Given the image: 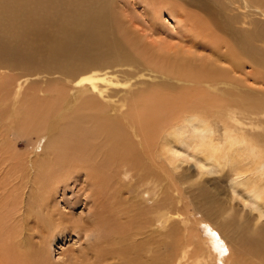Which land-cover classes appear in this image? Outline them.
Here are the masks:
<instances>
[{"label": "bare ground", "instance_id": "bare-ground-1", "mask_svg": "<svg viewBox=\"0 0 264 264\" xmlns=\"http://www.w3.org/2000/svg\"><path fill=\"white\" fill-rule=\"evenodd\" d=\"M51 1L25 0L20 7L16 5L18 0H10L6 12L27 25L22 30L32 29L34 16L43 13ZM86 1L75 0L71 4L80 8ZM94 1L97 3L101 0ZM147 1L157 15L167 7L162 0ZM224 2L246 17H259L264 22V9L253 4L261 0ZM111 4L112 1L107 0L101 6L106 8ZM2 5L0 0V13ZM165 10L171 12L173 7ZM190 16L187 21L191 22L193 34L202 36V42L205 38L209 39L212 50L190 37L182 38V45L175 50L172 47L164 49L159 44L146 42L144 38L138 39L134 33V36L128 37V33L124 32L129 40L128 50L119 41L115 31H111L113 20L116 21L112 16L107 25L98 23L93 47H88L86 43L83 46L75 45L74 49L59 55L58 51L64 45L59 47L54 44L52 50L40 51V56L46 59L44 62L58 64L60 69L55 66L44 67L54 78L44 87L33 91L32 95H22L16 100L23 82H17L19 76L11 78L6 84L0 83V264H46L42 250L46 252L47 249L44 247L40 250L45 236L52 235L54 239L64 232L80 229L84 236L91 230L100 234L102 237L91 241L92 247L99 248L109 237L103 232V224L111 226V232L121 231V228L102 219L104 210L92 216L90 225L74 221L75 224L69 225V228L68 221L62 219L65 213L56 210V189L71 179L84 178L90 202L96 204L98 201L102 206L100 187L107 184L106 178L114 173H122L126 166V170L135 168L140 162V168L136 169L138 171L145 173L146 164V169L162 171L163 176L160 177H172L182 160L180 151L186 143H191L192 153L200 156L199 170L206 164L216 168L233 164V187L235 190L240 188L239 192L247 198L242 200L264 205V130H256L264 126V117H257L264 115V93L257 97L254 93L248 95L249 92L235 91V86L233 90L220 87L231 85L228 81L236 76L233 77L232 72L239 70L241 65L246 67L243 62L246 57L250 60L247 64L254 71L257 67L264 70V54H259L253 43L258 40L255 39L258 33L264 30V24L257 26L261 31L254 28L252 33H243L242 42L233 49L215 35L211 38L206 35L210 34L207 33L209 27L212 26L215 32L222 31L229 28V23L218 22V18L212 15L205 20ZM9 18L16 22V18ZM200 46L207 53L200 52ZM223 47L226 49L223 50ZM118 48L124 49L118 55L126 60L115 59L116 54L104 55L110 50L115 53ZM32 55V50H29L28 57L32 58ZM107 57H110V61ZM103 58L105 62H102ZM134 62L149 69L155 75L153 77L164 78L165 82L141 88V91L139 89V92H134L128 98L122 96L118 102L111 100L113 95L106 94L104 97L107 86L114 82L106 69ZM172 80L183 83L178 85L168 82ZM31 84H28V89L34 88L35 85ZM11 85L18 89L14 90ZM13 93L15 100L12 102ZM235 96L238 99H234ZM9 99L12 102L10 106L7 105ZM217 122L221 124L219 134L216 132ZM23 136H34L36 140L29 139L32 142H28L26 139L27 148L18 153L17 141ZM41 138L44 139L42 145ZM39 146L41 150L37 153L35 148ZM198 190L200 198L213 200L215 194L208 189L201 186ZM206 213L207 219L210 213ZM158 216L160 220L157 226H164L169 216L164 213ZM261 216L259 213L258 219ZM31 229L39 235L30 232ZM209 230L217 251L216 261L222 264L228 249L219 235L210 227ZM239 232L243 234L239 235L237 242L233 236L234 242L240 246L248 242V246L242 247L247 252L260 254L264 250V231L260 227L248 234L244 230ZM35 237H39L38 244L34 241ZM188 244L191 245L189 241ZM35 245L39 248L34 250ZM172 247L174 250V244ZM187 248L183 242L179 252L174 250L162 264H200V254L193 256ZM124 250L116 247L109 254L93 252L88 264H102L107 260L112 261L110 264H133L134 260L128 258ZM192 257L193 261H189Z\"/></svg>", "mask_w": 264, "mask_h": 264}, {"label": "rangeland", "instance_id": "rangeland-1", "mask_svg": "<svg viewBox=\"0 0 264 264\" xmlns=\"http://www.w3.org/2000/svg\"><path fill=\"white\" fill-rule=\"evenodd\" d=\"M9 1L2 0L3 5L0 13V83L6 84L11 78L19 76L17 82H23L17 96L19 98L16 97L17 101L22 95L24 97L32 95L33 91L44 87L51 78H54V75H49L44 67L55 66L60 69L58 64L53 65L50 62H44L46 59L40 56V51L52 50L54 44H58L59 47L61 44L64 45L62 50L58 51L59 55L63 51L67 52L74 49L75 45L83 46L86 43L88 47H93V38L98 30V23L101 26L107 25L112 16L116 21L113 20L111 31L112 33L115 31L119 41L128 50H130L128 47L129 40H127L125 33H128V37L134 36V33L138 39L144 38L146 42H150L152 45L159 44L164 49L172 47V50L182 45L180 43L182 38L190 37L189 39L202 42V36H196L191 30V22L187 21L190 19V15L197 18L201 17L204 20L212 15L218 18V22L229 23L228 29L216 30V32L212 26L211 28L208 26L207 33L210 34L206 35L210 38L215 35L218 40L221 39L227 47L231 45L230 47L233 49L242 42L240 39L243 33H252L257 28L261 31L257 26L264 24L259 17H246L234 7L228 6L224 0H162L167 7L161 9L160 15H157L158 13L147 0H110L112 4L106 8L101 5L107 0H101L97 3L94 0H87L80 8L71 4L75 0H53L49 6L46 5L48 7L43 13L34 16L32 29L22 30L21 28H27V25L6 12ZM261 1L260 3H252L264 9V1ZM24 2L25 0H18L16 5L21 7ZM199 4L202 6H198ZM171 7H173L171 12L165 10ZM179 9H181L180 13L178 12ZM23 10L25 12V8ZM9 16L16 18V22L12 21ZM261 32L258 33V38H255L258 40L253 43L259 54L262 52L264 54V30ZM205 40L202 43L212 50L211 44L208 42L209 39L205 38ZM199 48L201 51L197 49L200 52L205 51L202 46ZM225 49L223 47V50ZM29 50H32V58L28 57ZM123 51L124 49L119 50L118 48L115 53L110 50L104 55L116 54L115 59L122 61L127 59L118 55ZM203 53H207V51ZM107 58L110 61V57ZM105 61L106 59L103 58L102 62ZM248 61L250 60L247 57L244 58L243 62H245L246 67L243 68L241 65L239 70L232 72V76H236L232 81H228V84L231 83V85H220V87L233 90V86H235V91L249 92L248 95L254 93L257 97L264 93V70L257 67L254 71L247 64ZM222 65L226 66V64ZM144 68L139 63L134 62L129 65L106 69L114 82L107 86L103 96L106 97V94L113 95L111 100L118 102L122 96L128 98L134 92H139V89L141 91L155 83L165 82L164 78H155L149 69ZM241 71L243 72L240 73ZM237 80L238 83H236ZM168 82H174L178 85L183 83L176 80ZM29 83H32L31 86L35 85L34 88L28 89ZM11 87L13 88V85ZM248 87L252 91L247 89ZM13 89L16 90L18 87ZM172 93L177 94L175 91ZM46 94H44L45 97ZM11 98L13 102L15 100L13 99L14 93ZM98 98L101 99L102 97L98 96ZM234 99L238 98L235 96ZM12 102L9 99L7 105L10 106ZM257 117H264V115L260 114ZM216 126V132L219 134L221 124L217 122ZM262 127L264 126L256 128V130L261 132L264 130ZM262 135L264 136V134ZM26 139L28 142L34 141L35 137H19L17 141L18 153L27 148L24 142ZM43 141L44 139L40 141V145L43 144ZM191 149V143H186L181 149L182 160L177 164V172H171L172 177H160V175L163 176L162 171L159 172L154 168H152L154 170L146 169V164H144L145 173L136 170L140 168L141 162L137 167H131L132 169L129 168V170H126L128 168L126 166L125 169L123 168L124 171H121L122 173H114L108 178L104 176L107 184L100 187L102 206L98 201L96 204L90 202V193L83 183L84 178L77 177L68 181L66 185H61L54 193V203L56 210L62 214L65 213L62 219L68 221V227L75 222L85 226L90 225L92 216L98 211L104 210L102 219L113 223L114 226L124 231L123 233L121 231L111 232V226L103 224V232L109 237L106 243L101 244L99 248L92 247L91 241L102 236L92 230L88 231L86 236L82 235L81 229L80 232L78 230L64 232L55 236L54 239L52 235L45 236L46 239L40 246V250L44 247L47 249L46 252L42 250L45 263L88 264L93 252L109 254L112 249L122 247L125 249L127 257L134 260L133 264H162L168 256L173 254L174 250L179 252L180 244L185 242V246H188L187 249L193 256L200 254V264H220L215 258L217 251L213 245L214 238L210 233V227L219 235L228 249L222 264H264V250H261L260 254L249 253L242 248L248 246V242H245L243 246L235 243L239 235L243 234L239 232L241 230L248 234L251 230L260 227L264 231V205L255 201L245 203L242 200L246 197L239 192L240 188L235 190L233 187L235 169L233 164L221 168L206 164L203 169L199 170L200 156L193 154ZM40 150L41 146L35 148L37 153ZM152 173L153 175H151ZM201 186L215 194L213 200L205 201L200 198L198 188ZM119 189L120 192H118ZM104 198H106L105 202L103 201ZM206 212L210 213L208 220L205 216L207 215ZM162 213L168 215L169 219L164 226L160 227L157 226L160 220L158 215ZM259 213L262 216L258 219ZM28 221L31 223L30 220ZM225 223L230 224L225 225ZM33 231L39 235L36 230H30L34 233ZM50 231L48 230V233ZM119 232L122 234L115 238ZM233 236H235V242ZM38 238L35 237L34 239L36 243ZM187 240L191 245L188 244ZM112 241H115L116 244H113ZM37 247L39 248L38 245H35L34 250ZM207 251L209 256L206 255ZM30 252L32 253V250ZM204 255L206 256L203 257ZM193 259L192 257L189 261H193ZM110 263L112 261L107 260L102 264Z\"/></svg>", "mask_w": 264, "mask_h": 264}]
</instances>
